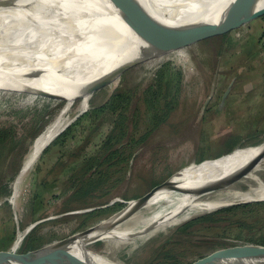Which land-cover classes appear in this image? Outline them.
I'll use <instances>...</instances> for the list:
<instances>
[{
    "label": "rangeland",
    "instance_id": "obj_1",
    "mask_svg": "<svg viewBox=\"0 0 264 264\" xmlns=\"http://www.w3.org/2000/svg\"><path fill=\"white\" fill-rule=\"evenodd\" d=\"M165 64L169 68L162 79L161 93H170L166 99L153 100L147 90L156 85L158 71ZM60 73L50 70L47 75ZM63 75L61 83L44 78L42 81L48 85L43 90L62 95L64 101L14 91L22 85L30 86L29 80H19L16 74L0 77V129L9 130L0 151V251H8L17 232L28 226L32 228L15 250L17 253L25 252L28 244L38 248L95 227L115 216L126 201L141 198L190 163L215 160L236 147L256 145L264 138L262 16L143 60L93 93L89 108L70 123L72 130L63 144L53 140L40 153L22 180L16 205L12 207L7 199L34 138L59 113L68 91L81 87L67 86L76 78ZM39 85L42 83L30 87L40 89ZM120 91L130 96L126 136L113 147H118L120 154L104 161L109 150H103L102 146L115 116L105 112L95 117L89 112ZM157 112L159 116L154 119L152 115ZM91 155L96 157L94 172L90 180L82 183L83 180L78 181L84 169L80 163ZM71 175L75 178L70 179ZM90 175L91 172L85 178ZM259 176L264 182V171ZM88 182L91 184L88 193L70 198L78 188L86 189ZM257 186L242 179L222 191L210 192H245ZM244 204L248 206L219 214L214 219L220 220L196 224L186 232L179 230L182 225L223 207L195 214L173 230L157 233L146 241L137 238L129 243L112 244L100 239L90 246L97 252H105L111 263L194 264L221 248L255 244L264 237V201ZM238 205L242 204L232 206Z\"/></svg>",
    "mask_w": 264,
    "mask_h": 264
},
{
    "label": "bare ground",
    "instance_id": "obj_2",
    "mask_svg": "<svg viewBox=\"0 0 264 264\" xmlns=\"http://www.w3.org/2000/svg\"><path fill=\"white\" fill-rule=\"evenodd\" d=\"M129 1L0 0V72L4 77L16 74L19 80H29L30 86L42 83L38 87L44 89L48 87L47 79L61 83L60 76L68 74L75 77L74 83L81 86L68 91L59 113L54 115L53 120L30 146L13 182L12 194L7 199L12 207L16 205L22 180L39 158L42 149L89 108L92 95L83 96V87L109 72L134 48L145 46V41L132 31L133 27L127 24L114 7L117 2ZM138 1L151 14L154 24L163 23L168 25L167 29L214 21L220 13L201 10L209 4L208 0ZM152 37H148L146 42ZM50 70L61 73L59 76L47 75ZM43 78L46 81H42ZM78 97H81L79 105L73 111ZM262 152L264 138L256 147H243L232 154L199 165L190 163L183 168L184 171L174 185L170 186L183 169L146 198L129 202L125 211L130 208L136 210L130 215H115L109 219L107 223L121 217L120 222L106 229L100 239L112 241V244L129 243L137 238L146 241L157 233L173 230L195 214L212 211L229 203L264 200V182L259 176V172L264 171V158L247 163L250 158ZM234 177L237 178L232 182L227 181ZM242 179L253 181L258 186L245 192H221V189L217 192L200 191L212 183L227 185L226 188H229ZM165 211L169 212L152 221ZM31 228L28 226L17 232L10 252L17 250ZM89 236L92 238L93 234ZM91 243L84 244L76 239L50 251L44 257L52 260V264H117L108 262L106 253L95 251ZM0 263L9 262L0 259ZM243 263L264 264L257 260Z\"/></svg>",
    "mask_w": 264,
    "mask_h": 264
},
{
    "label": "water",
    "instance_id": "obj_3",
    "mask_svg": "<svg viewBox=\"0 0 264 264\" xmlns=\"http://www.w3.org/2000/svg\"><path fill=\"white\" fill-rule=\"evenodd\" d=\"M208 5L201 10H213L219 13V17L214 21L209 22H198L183 27H175L167 29L168 25L163 23H155L151 14L148 13L145 8L140 4L138 0H130L127 3H116L114 7L118 10L120 16H122L127 24H130L133 29L132 31L138 35L142 40L145 41V46L141 48H134L128 56L121 61L119 64L114 66L109 72L102 75L98 79L90 82L85 87H83V96L93 95L99 89L109 85L114 80L119 78L127 69L136 65L137 63L173 51L177 48L188 45L199 39H203L214 33H224L240 26L242 23H247L248 21L254 20L256 18L264 16V0H208ZM213 8V9H212ZM150 36H153L150 40L146 42V39ZM63 75V74H62ZM0 76L4 77L3 73L0 72ZM69 87L77 85L76 83H67ZM13 90V89H12ZM14 91L26 92L28 94L44 96L48 98H54L59 100H65L60 94L53 93L47 90L38 89L35 87L22 85L18 89L15 88ZM229 89H227L223 95L222 101L227 95ZM68 127V126H67ZM64 130V129H63ZM62 130V131H63ZM61 131V132H62ZM60 132V133H61ZM59 133V134H60ZM58 134V135H59ZM38 136V135H37ZM37 136L34 138L36 140ZM33 141V142H34ZM260 144L246 146L247 148H253ZM48 145V144H47ZM46 145V146H47ZM45 146V147H46ZM42 149V151L45 149ZM243 148V147H242ZM240 148H234L225 155L232 154L235 150ZM41 151V153H42ZM224 156V155H223ZM222 157V156H221ZM220 158V157H218ZM264 158V152L258 154L257 156L250 158L247 163H253L260 159ZM217 160V158H214ZM212 159H204L200 162L194 164H201L204 161ZM237 177L229 178L227 181H233ZM170 179V178H169ZM168 179V180H169ZM167 180V181H168ZM155 186L151 189L150 192L143 195L141 198L132 199L126 201V206L121 209L115 215L124 216L130 215L136 209L126 210L129 202L139 201L146 198L151 193H153L159 187H162L167 182ZM227 185L212 183L200 191L210 192L215 189H224ZM255 201H264V200H255ZM245 202H236L229 203L227 205H222L220 207H228L237 204H244ZM250 202V201H249ZM219 208V207H218ZM111 219V218H110ZM121 217L118 220H114L111 223L107 221L98 224L95 227L86 229L82 232L72 234L66 238L55 241L51 244L41 246L26 252L17 253L8 251H0V259L7 261L8 264H52L53 261L46 259L44 256L50 251L62 246L70 241L78 240L82 243L94 242L100 240V237L106 229L112 227L113 225L119 223ZM93 234V237L90 238L89 235ZM258 261L264 263V245L244 243V244H234L225 248H221L209 254L208 256L201 258L194 264H244L243 261ZM3 264V263H0ZM249 264V263H246Z\"/></svg>",
    "mask_w": 264,
    "mask_h": 264
},
{
    "label": "trees",
    "instance_id": "obj_4",
    "mask_svg": "<svg viewBox=\"0 0 264 264\" xmlns=\"http://www.w3.org/2000/svg\"><path fill=\"white\" fill-rule=\"evenodd\" d=\"M226 36V35H224ZM168 64H165L162 69H160L158 71V77H157V81H156V85H150L147 92L152 95L151 99L153 100H157V99H162L169 96L170 91H168V94H163L162 92V79L164 77H166L167 73H168ZM169 90V89H168ZM172 91V90H171ZM129 103H130V96L127 92L125 91H120V92H115L113 94L110 95V97L107 99V101L102 104L101 106H97V107H93L92 110H90L89 113H92L95 115V117L99 116L100 114H103L105 112H109L112 116H115V121L113 122L112 125V130L111 132L107 135L106 139L103 142V150L105 149V151L109 150V153L106 155V158L104 161H109L115 157H117L120 154V149L114 148L116 146V144H120L122 139L126 136V118H127V110L129 107ZM88 114V113H86ZM86 114H84L83 116H86ZM158 115L157 113H153L152 117L155 119ZM77 124V123H76ZM72 126H69L67 129H65L59 136H57L54 140V143H62L64 142V137L67 136V134L69 132H71L72 130ZM9 130L6 129H0V151H1V144L3 143V141H5L6 136L8 134ZM122 149H125V146L122 145ZM44 153V152H43ZM131 154L128 155V157H130ZM126 160V159H125ZM95 161H96V157H94V155H91L87 158H85V160H83V162L80 163V165L82 167H84L82 174L79 178L78 181L83 180L82 183L87 182L88 180H90L92 174H93V170H94V166H95ZM199 162V161H198ZM45 169V168H44ZM91 172V175L88 178H85V176H87L89 173ZM75 178L74 175L70 176V179ZM78 179V178H76ZM40 184H38V187H43V185L39 186ZM85 185V184H83ZM86 189L84 188H78L76 191H74V193L70 196V198L74 197V196H82L83 194L85 195L86 193H88L91 189V184H87V186H85ZM71 200V199H70ZM248 204H242V205H238V206H231V207H226V208H222L220 210H218L215 213H211L208 215H204L201 216L195 220L189 221L187 223H185L184 225H182L180 227V231H184L186 232L190 227L195 226L196 224H205L208 221H218L220 219L215 220L214 217H217L219 214H225V213H230L234 210H237L239 208H245L247 207ZM259 242V243H258ZM255 244H259V245H264V237L260 238V240ZM35 246L32 244H28L25 252L28 250H32L34 249Z\"/></svg>",
    "mask_w": 264,
    "mask_h": 264
}]
</instances>
